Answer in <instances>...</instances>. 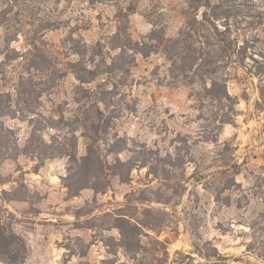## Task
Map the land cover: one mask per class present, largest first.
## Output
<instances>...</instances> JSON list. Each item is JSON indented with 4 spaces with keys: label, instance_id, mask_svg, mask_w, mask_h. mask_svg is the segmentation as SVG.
Here are the masks:
<instances>
[{
    "label": "rangeland",
    "instance_id": "obj_1",
    "mask_svg": "<svg viewBox=\"0 0 264 264\" xmlns=\"http://www.w3.org/2000/svg\"><path fill=\"white\" fill-rule=\"evenodd\" d=\"M211 2L232 15L219 31L229 27L247 50L204 66L226 78L232 98L222 101L160 40L186 28L188 0H0V95L12 103L1 119L13 129L0 136V217L26 244L19 264H213L199 251L214 247L227 257L216 264H264V0ZM74 66L95 78L82 82ZM33 110L50 120L44 139L73 142L78 159L93 130L77 118L101 110L104 172L89 180L57 150L24 153ZM213 130L218 141L205 137ZM135 224L137 252L121 244Z\"/></svg>",
    "mask_w": 264,
    "mask_h": 264
},
{
    "label": "trees",
    "instance_id": "obj_2",
    "mask_svg": "<svg viewBox=\"0 0 264 264\" xmlns=\"http://www.w3.org/2000/svg\"><path fill=\"white\" fill-rule=\"evenodd\" d=\"M236 1V0H234ZM190 5L189 15L188 18H190L187 21V26L185 29H183L180 32V35L176 38H167L161 37V42L166 45L165 52L169 56L170 59L173 60L174 63L177 61L175 58L180 57V59H183V61H189V70L192 72L194 71V74L201 79L208 78L211 80V85L207 87V96L218 101H222L224 99H230L232 98L231 95L228 92L227 84H226V78L218 76V67H212V68H204L205 65H217L218 62L222 59L230 58L233 55H236L238 59H244L246 56V48L244 45L239 44V41L232 37L231 30H229L227 27L224 31H219L218 25H216V22L218 19L221 18H231L230 10H224L222 9V4H213L211 0H188ZM204 6L205 10L202 13V18H199L198 12L199 9ZM229 7V6H228ZM232 8V6L230 7ZM222 9V10H220ZM197 25H200L202 27L201 29L198 28ZM217 31H212V30ZM122 32V29L119 28L118 35H120ZM222 35V38L216 37V35ZM229 34V35H228ZM128 38V37H127ZM165 39V41H163ZM131 40V39H129ZM130 42V41H129ZM196 42H200V45L197 46ZM226 42V43H225ZM170 44V45H169ZM223 44V45H222ZM117 46L122 47V50H126V48H134L129 43L119 44ZM137 50V49H136ZM139 50V49H138ZM140 52H144L146 54H149L150 51H143V49L139 50ZM82 55L84 52L81 53ZM106 65V59H103L101 64ZM197 65V68H194V65ZM75 66L80 65V63L74 64ZM115 65V63H114ZM186 65H188L186 63ZM74 66V71L77 73L78 78L82 82H86L88 79H94L96 76V71L93 69H88L86 67H81L80 69ZM187 68H183L182 72L184 74H188L189 71H187ZM24 82V79L21 81ZM5 97V98H4ZM262 97H263V104H264V89H262ZM11 102V96L5 95L4 93L0 95V136H3L6 132H12L13 129H10L9 127H6L5 123L2 121V116H5L8 113V108H12ZM94 102V101H93ZM5 104V105H4ZM7 106V107H6ZM36 110V109H34ZM36 114H38V117L33 118V130L32 134L29 138L28 143L23 149V152L26 154H35L37 152V157L39 159L47 158L53 154L56 150L64 155H69L72 158V161L74 164H80L81 166H84L87 168L85 171V174L89 180L91 178H96L100 175V173L104 172V162L101 159V157L98 155L96 143L97 140L100 139V133L103 131L105 132L107 128V124L109 123L108 120L105 124L101 125V116L100 112L101 110H98V114L94 117L90 115L89 111H85L82 118H77V122H81L83 124L84 128L91 127L93 130V135L90 136L92 138L87 143V155L78 159L77 156L74 154V146L75 144L73 142L68 143L67 140H63V138L58 139L56 137H53L51 142H48L44 139V137L41 134V131L48 127V123L45 125L43 121H49L48 118H46L42 113L34 111ZM102 114V113H101ZM229 113L223 114L221 119L219 120L220 125H217V128H221L224 123L230 122V114ZM96 118H99L97 120ZM205 137L208 140L212 141H218V131H211L210 133L206 134ZM35 139L40 140V146L41 148L36 149L34 148V142ZM119 144V142H118ZM115 143L111 146L113 147V150H120L119 148L114 147ZM17 147L15 150H20ZM40 150V151H38ZM10 157V156H9ZM2 158V157H1ZM4 158V157H3ZM92 163V166L96 167L97 172H93L91 169L89 170L90 164ZM118 166H129V168L133 167V164L131 161H118ZM90 167V168H91ZM91 174V175H90ZM90 175V176H89ZM73 176L68 177V180H72ZM90 184V183H89ZM69 188L71 189V181L67 183ZM88 186L83 185L80 188H77L76 190H73L72 193L74 195L78 194L79 190L81 188ZM94 189L97 191H101L102 188L98 185H91ZM123 227V225H122ZM121 227V228H122ZM133 229V233L129 230L124 229V232L122 231V239L121 244L122 246L126 247L129 251L137 252L138 247H141L139 244L133 245L131 238L132 236L138 237L142 235V227L138 224L131 225ZM131 233V234H130ZM133 234V235H132ZM132 235V236H131ZM131 236V237H130ZM134 238V237H133ZM132 238V239H133ZM214 253H202L200 249V255L204 254V256L208 259H211L212 257L215 258L213 261V264L217 263V259H220V257L224 260H227V257H223L222 253L218 251L216 247ZM26 250V244L24 240L14 234H11L7 231L4 223L2 222V218L0 217V255L4 256L9 264H19L24 261V251ZM219 257V258H218Z\"/></svg>",
    "mask_w": 264,
    "mask_h": 264
}]
</instances>
